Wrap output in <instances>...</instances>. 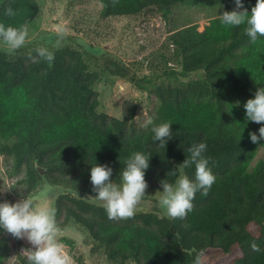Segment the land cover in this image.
Instances as JSON below:
<instances>
[{
    "label": "trees",
    "instance_id": "1",
    "mask_svg": "<svg viewBox=\"0 0 264 264\" xmlns=\"http://www.w3.org/2000/svg\"><path fill=\"white\" fill-rule=\"evenodd\" d=\"M202 1L99 0V17L156 11L167 18L177 6ZM255 3L242 0L245 8ZM7 6L16 15L6 16ZM38 13L37 0H0L6 26H27ZM245 28L226 26L216 16L204 26L173 29L165 38L168 49L149 62L146 73L135 63L131 73L114 61L90 70L84 53L67 45L49 50L51 62L39 59L36 47L17 54L0 50V154L12 158L15 170L24 169L29 195L42 184L95 195L91 166L108 165L110 179L119 183L126 161L141 152L150 156L147 189L161 193V180L174 184L180 172L194 179V165L180 170L177 163L203 142L216 181L207 196L196 193L185 218L162 216L154 205L133 218L110 220L103 207L65 192L53 204L58 228L84 231L89 252L102 253L107 264H196L198 257L199 264H264V160L251 165L264 139L251 142L249 133L259 137L262 124L247 120L244 109L257 88H264V37L252 42ZM99 70L156 99L148 117L154 125L170 122L173 133L164 148L153 139V125L133 124V107L120 117L97 111ZM58 239L75 264H88L73 238ZM9 249L0 229V264ZM27 257L18 264H29Z\"/></svg>",
    "mask_w": 264,
    "mask_h": 264
},
{
    "label": "rangeland",
    "instance_id": "2",
    "mask_svg": "<svg viewBox=\"0 0 264 264\" xmlns=\"http://www.w3.org/2000/svg\"><path fill=\"white\" fill-rule=\"evenodd\" d=\"M37 1L39 13L34 21L27 25L28 37L25 45L15 52H9L7 46L0 41L1 51L17 54L20 51L29 52L33 47H44L50 50L67 45L84 53L90 70H94V65L114 61L128 68L131 73H135L132 63H135L136 68L141 67V73L148 71L149 62L156 61L159 53L168 49L164 47L165 38L173 29L191 23L204 26L210 19L235 9V5L226 4L222 0H205L193 6H177L167 18L159 12L146 11L133 18L103 19L99 17L101 9L99 0ZM252 7H244V9L251 10ZM60 27H64L67 32L63 39L57 35V29ZM97 72L99 80L94 85L99 98L97 111L120 117L123 109L133 107V124L142 126L148 118L149 111L155 106L156 99L124 79L102 74L100 70ZM258 159L264 160V146L258 148L251 165H254ZM177 165L181 170L182 164L178 162ZM181 175L182 172H180ZM23 179L24 169L15 170L12 158L6 154H0V202L15 203L28 197L34 200L36 207L54 208L55 198L61 193L70 192L74 196L97 204L94 202L95 195L69 191L64 187L49 184H42L29 195ZM49 187L58 190L51 199L45 195V190ZM160 194V192L146 189L145 196L135 213L147 211L156 205L160 215L169 217L159 203ZM4 235L9 240L10 248L5 264H18L19 257L28 255L32 245L26 238H15L5 230ZM59 236L73 238L88 264H107L102 253L89 252L90 239L79 228L66 227L59 230Z\"/></svg>",
    "mask_w": 264,
    "mask_h": 264
},
{
    "label": "clouds",
    "instance_id": "3",
    "mask_svg": "<svg viewBox=\"0 0 264 264\" xmlns=\"http://www.w3.org/2000/svg\"><path fill=\"white\" fill-rule=\"evenodd\" d=\"M5 15L12 17L16 15L11 6L5 8ZM221 23L226 26L246 25V35L255 42L258 37H264V0H256L250 13L244 9L242 0H235V9L225 11L221 14ZM57 35L63 39L66 29H57ZM28 37V28L6 26L0 22V41L7 46L9 52H15L22 48ZM37 57L51 62L54 60L53 52L47 48L36 49ZM34 63L39 62L37 58L30 57ZM247 120L260 123L259 137L255 133H249L252 143H258L264 139V88H257L254 97L244 104ZM153 125L151 131L154 133V141L164 148L166 142L172 138L171 123L164 122L154 125L151 117H148L142 127ZM207 145L203 142L189 147V157L182 166L188 168L194 165V179L187 175H181L175 183L161 180L162 192L159 203L167 215L173 219L186 217L193 209L192 201L199 191L207 196L212 185L216 181L210 164V157L204 153ZM150 156L135 152L126 161V167L120 173V182L116 183L112 177L113 170L108 165L95 164L90 168V181L95 192V203L103 207L110 220H127L133 218L137 206L145 196L148 184L145 180V170L149 167ZM57 189L49 187L45 190L47 198L51 199ZM0 229L10 233L15 238H26L32 245L28 254L29 264H74L72 256L59 242V228L56 222V211L49 206L36 207L31 198H24L15 203L0 202ZM254 251L259 247L252 245ZM199 264V257L196 260Z\"/></svg>",
    "mask_w": 264,
    "mask_h": 264
},
{
    "label": "water",
    "instance_id": "4",
    "mask_svg": "<svg viewBox=\"0 0 264 264\" xmlns=\"http://www.w3.org/2000/svg\"><path fill=\"white\" fill-rule=\"evenodd\" d=\"M38 172H39L40 174H43V173H44L43 170H41V169H39V168H38Z\"/></svg>",
    "mask_w": 264,
    "mask_h": 264
}]
</instances>
